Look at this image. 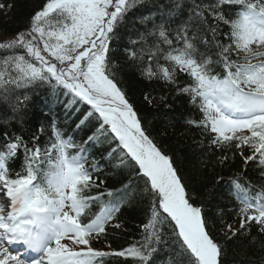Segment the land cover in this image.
I'll return each mask as SVG.
<instances>
[{"label":"snow or ice","instance_id":"6c2138e0","mask_svg":"<svg viewBox=\"0 0 264 264\" xmlns=\"http://www.w3.org/2000/svg\"><path fill=\"white\" fill-rule=\"evenodd\" d=\"M149 3L43 0L25 29L0 42V264H105L108 257L156 264L162 249L167 264H223L225 249L199 195L148 134L113 70L112 41L129 14ZM133 27L129 67L187 97L194 115L185 123L200 131L201 147L219 153V165L239 154L245 172L250 163L259 170L258 185L242 183L243 172L229 177L237 204L229 211L239 228L221 220L225 238L250 235L253 227L264 236V0H166L139 11ZM180 74L190 82L181 85ZM38 88L55 102L64 97L71 134L55 117L30 138L8 130L25 125ZM85 130L86 138L76 139ZM101 160L131 173L128 181L107 188ZM133 184L145 205L140 238L120 250L94 248L109 226L121 227L116 218L137 195Z\"/></svg>","mask_w":264,"mask_h":264},{"label":"trees","instance_id":"16d2710c","mask_svg":"<svg viewBox=\"0 0 264 264\" xmlns=\"http://www.w3.org/2000/svg\"><path fill=\"white\" fill-rule=\"evenodd\" d=\"M162 2H166V0H150L144 9L134 10L130 13L126 24L119 30L118 38L112 41L110 55L117 81L125 91L129 102L133 104L148 134L174 160L188 191L196 192L199 195L200 199L196 203L203 205L204 215L210 222L209 230L225 249L222 258L223 264H264V250L260 248L264 236H261L255 227L252 228L250 235H237L231 240H227L226 233L221 231L223 227L221 220L232 224L234 229L239 228V226H235L239 216L235 212L229 211V209L237 207L236 201L229 195L231 191L229 177L243 172L242 183L247 180L258 185L261 181L256 165L250 163L245 172L243 160L239 154L235 159L230 158L225 166L219 165L216 161V156L219 153H209L206 145L201 147L199 142L203 137L200 131L185 123L187 118L194 115L187 102V97L177 95L171 86L165 88L159 82L142 79L139 73L129 67L126 62L125 48L129 46L130 39L136 38L135 27H139V25L133 27L134 18L139 14V11H146L154 4ZM0 3L12 5L10 11L0 9V42H3L11 39L14 34L28 26L30 17L41 7L43 0H0ZM219 27L226 30L224 25H219ZM178 79L181 85L190 82L183 74H180ZM30 95L32 100L29 103V116L25 125L21 127L13 122L9 131H15L17 134H23L26 138H30L41 124L47 127L48 122L55 117L59 121V126L65 129L66 135L73 132L72 124L65 123L64 103L66 101L63 96H60L61 102H55L50 90L46 88H38ZM145 95L152 100L151 104L145 101ZM162 95L167 97L164 102H160ZM195 117L198 119L199 114L195 113ZM3 131L4 128L0 127V133ZM86 135L87 130L83 137L77 134L76 139L86 138ZM101 154L100 149L93 151V155L97 159ZM101 165L104 171L98 175L100 179L107 181V188H119L131 176L127 170L118 171L103 160H101ZM10 167L13 171L18 170L19 161L12 163ZM217 176L224 178L219 185L215 184ZM133 188L136 189L137 195L131 198L116 218V223H119L121 227L109 226L107 234L94 241L93 247L106 251L120 250L140 238L138 226L144 222L145 205L141 201L138 186L133 184ZM95 210L97 209L94 207L93 211ZM218 212H222L223 215H218ZM212 221H215V227L212 226ZM253 237L256 238L255 242H253ZM167 261V251L162 249L156 258V264H167ZM105 264H125V261L119 257H108L105 259ZM128 264L131 262L129 261Z\"/></svg>","mask_w":264,"mask_h":264}]
</instances>
